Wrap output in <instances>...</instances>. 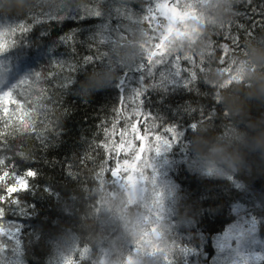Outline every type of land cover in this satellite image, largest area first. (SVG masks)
<instances>
[{
    "label": "trees",
    "instance_id": "trees-1",
    "mask_svg": "<svg viewBox=\"0 0 264 264\" xmlns=\"http://www.w3.org/2000/svg\"><path fill=\"white\" fill-rule=\"evenodd\" d=\"M61 2L66 8L59 13L64 17L62 20L41 17L44 22L35 24L17 48L0 56L10 69L8 85L31 72H40L41 79L34 87L47 90L42 99L33 96L29 101H34L33 107L37 109L33 112L38 124L36 136L5 129L0 121V130L9 133L6 138H0V155L15 154L18 173L27 168L39 173L27 192L17 194L20 203L10 206L0 222L8 233L0 236V243L4 244L0 264H64L78 245L85 244L91 247L94 256L107 250L106 244L91 245L80 230V213L96 200L94 190L98 185L93 173L98 162L105 158L96 145L104 139V127L114 120V110L119 108L120 100L125 97V104L131 102L133 90L147 81L146 72L138 67L140 59L134 63L118 61L116 52L119 47L136 41L137 32L143 26L135 21L146 15L156 0ZM15 4L16 0H0V23L19 19L33 23L34 15L48 10L47 0H33L24 12L17 11ZM94 8L99 10V16L88 14ZM234 8L241 15L231 19L234 21L231 31L233 35L239 34L242 46L264 37V0H252L250 5L241 0ZM240 23L254 32L255 39L236 27ZM121 35L128 38L121 41ZM66 36L72 37L71 44L65 42ZM211 38L230 44L224 35ZM103 52L107 55L89 64L82 59L100 56ZM216 56H220L219 51ZM56 61H68L76 70L69 73L65 68L60 73ZM110 65L117 66V78L111 85L84 96L81 84L87 76ZM217 67L218 62L213 61L212 69ZM50 73L60 75L53 80ZM70 74L74 77L73 83L62 89L60 84ZM184 80L183 76L174 77L162 87L149 89L143 97L145 111L183 133L167 151L153 154L151 159L150 173H154L157 186L164 194L163 223L168 231L162 243L169 246L174 241L178 246L174 264H264V247L247 243L248 249L241 252L238 243L225 235V231L236 226L253 234L255 242L264 241V164L253 155L249 158L250 165L226 176L198 168L191 147L195 134L191 124L198 114L194 116L187 109L210 106L212 89L203 81L186 87ZM18 98L22 103L25 101V96ZM251 114L257 118L264 116V107L253 106ZM209 123L213 131L225 132L230 122L223 116L222 106L218 107L215 120L206 122ZM21 152L29 160L34 159H20ZM69 171L74 178L68 175ZM117 231L110 230V235L115 236ZM67 232L81 237L74 241L71 251L66 250L63 240ZM226 239L230 240L229 245ZM253 246L257 255H246ZM181 248L186 251H180ZM131 250L130 243L125 251Z\"/></svg>",
    "mask_w": 264,
    "mask_h": 264
},
{
    "label": "snow or ice",
    "instance_id": "snow-or-ice-1",
    "mask_svg": "<svg viewBox=\"0 0 264 264\" xmlns=\"http://www.w3.org/2000/svg\"><path fill=\"white\" fill-rule=\"evenodd\" d=\"M203 2L204 0H156L154 7H150L146 15L135 21L146 30L147 40L140 45L144 53L138 67L146 72L147 81L133 90L131 102L125 104V97L120 100L119 108L114 110V120L110 122V126L104 127V139L96 145L105 156L98 162L97 170L93 173V179L98 188L104 190L107 186L112 195H115L116 189L124 190L128 197V207L140 210L145 224L139 237L131 243L132 250L125 256L124 264H135V257L138 254L149 257L159 256L161 264H174V252L178 247L174 241L169 246L162 243L164 234L168 231L163 223L164 194L158 188L156 177L154 173H150V170H152L153 154L158 155L162 151H167L183 133L178 131L176 126L163 123L150 112L145 111L144 95L149 89L162 87L174 77H185L186 87L194 86L199 81L205 82L212 89V104L207 108L189 106L187 109L194 116L198 114V118L191 124V129L195 132L201 125L215 120L217 109L222 106L221 90L242 80L239 73L243 71V68L236 69L235 58L238 56L237 50L240 54L246 55L247 44L242 46L239 34H232L233 20L220 25L219 28L213 27V32L204 35V39L209 41L206 53L189 55L174 53L171 50L170 42L190 37L191 26L203 19L201 12ZM243 2L250 5L252 0H243ZM47 7V11H41L32 17L33 23H29L26 19L11 23L5 20L0 23V56H5L10 50L17 48L33 30L35 24L43 23L44 19L62 20L64 18L59 15L66 9L61 0H47ZM253 11L255 12L256 9ZM88 14L99 16L100 12L94 8ZM240 15L238 11L234 12V16ZM236 27L255 39L254 32L246 30L244 24H237ZM131 30L132 28L129 32ZM213 35H224L231 46L229 43L221 44L212 40ZM127 38V35H121L120 40ZM64 40L71 44L72 37L66 36ZM217 51L220 52L219 57L216 56ZM106 55L107 53L103 52L100 56H86L82 59L85 64H89L94 59L98 60ZM213 61H217L219 65L216 70L226 77L219 85L209 83L205 79V73L213 70ZM56 63L60 73L65 68L69 73L76 70V66L68 61H56ZM9 71L7 61L0 59V121L5 129L11 128L14 132L24 135L31 133L36 136L38 124L35 122L33 112L37 109L33 107L35 102L29 103V101H32L33 96L42 99L47 91L34 87L41 79V73L31 72L8 85ZM60 73L49 75L55 80ZM64 80L65 82L60 84L62 89L69 87L74 77L70 74ZM19 96H25L23 103ZM30 108L32 111H29ZM40 110L44 111L42 108ZM228 115V112L224 110L223 116L228 117ZM228 131L229 128L225 126V134ZM7 135L9 133L0 130V138H6ZM20 159L32 161L34 158L29 160L21 152ZM15 160V154L12 157L0 155V222L5 218L10 206L20 203L17 194L27 192L32 187V181L39 175L33 168H27L18 173ZM209 171L211 172L212 169ZM68 175L74 178L71 171ZM96 210L99 211V202H97ZM5 235L8 233L3 223H0V236ZM3 249L4 244L0 243V251ZM180 251H186V249L181 248ZM85 261L88 264H109V252L102 250L100 255L94 256L89 245H78L74 253L65 259L64 264H84Z\"/></svg>",
    "mask_w": 264,
    "mask_h": 264
},
{
    "label": "clouds",
    "instance_id": "clouds-1",
    "mask_svg": "<svg viewBox=\"0 0 264 264\" xmlns=\"http://www.w3.org/2000/svg\"><path fill=\"white\" fill-rule=\"evenodd\" d=\"M239 0H204L201 7L203 19L194 23L192 34L183 40L170 42L171 50L181 54L206 53L209 41L204 35L213 27L230 21L235 12L234 6ZM33 0H16L17 11L24 12L32 5ZM145 29L141 27L137 32L136 41L125 44L117 49L118 61L134 63L139 60L144 50L140 43L147 40ZM236 69L243 68L240 83L220 92L222 110L228 112L229 131L227 134L217 133L211 125H201L192 138V151L195 163L199 169H212L221 176L232 175L242 171L252 161L264 164V116L253 117V106L264 107V37L249 41L246 55L240 54L235 58ZM117 66L110 65L100 70H93L81 84L84 96L92 91L105 88L117 78ZM224 77L220 71L214 69L205 73L209 83L219 85ZM243 124L244 127H237ZM95 204L85 207L80 213V230L91 245L106 244L109 252V264H124L127 255L125 248L135 241L145 227L142 212L137 208L128 207V197L124 190L116 189L112 195L107 186L104 190L95 189ZM99 202V211L96 210ZM118 230L115 236L110 230ZM81 238L78 234L67 232L64 244L67 251H71L74 241ZM135 264H161L160 257H149L138 254Z\"/></svg>",
    "mask_w": 264,
    "mask_h": 264
},
{
    "label": "rangeland",
    "instance_id": "rangeland-1",
    "mask_svg": "<svg viewBox=\"0 0 264 264\" xmlns=\"http://www.w3.org/2000/svg\"><path fill=\"white\" fill-rule=\"evenodd\" d=\"M248 228V227H247ZM246 229V228H245ZM242 230V229H241ZM241 232H243V231H240V227H237L236 228V226L235 227H233V229H231V230H228V231H225V235H226V238H228V239H231V238H233L234 239V241L236 242V243H238V249L241 251V252H244V250L246 249H248L247 248V246H246V244L247 243H251V245H254V244H258V246L262 249L263 247H264V241L261 239L260 241H258V242H255L256 241V239L254 238V235L253 234H250V233H245V232H243L242 233V236H241ZM233 233H235V234H240L238 237H236ZM228 239H226V243L229 245V243H230V240H228ZM254 248H256V247H254L253 246V249H250V252H249V254H246V255H257V251H255V249ZM258 249V248H257ZM261 254V252L259 253V255ZM242 257V256H241Z\"/></svg>",
    "mask_w": 264,
    "mask_h": 264
}]
</instances>
